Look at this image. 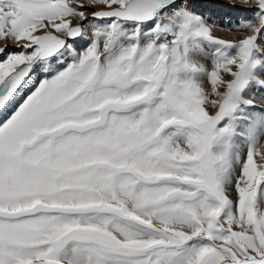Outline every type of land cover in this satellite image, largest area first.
I'll list each match as a JSON object with an SVG mask.
<instances>
[{"label":"snow or ice","instance_id":"6c2138e0","mask_svg":"<svg viewBox=\"0 0 264 264\" xmlns=\"http://www.w3.org/2000/svg\"><path fill=\"white\" fill-rule=\"evenodd\" d=\"M239 5L223 39L192 0H0V264H264V0Z\"/></svg>","mask_w":264,"mask_h":264},{"label":"rangeland","instance_id":"374dc122","mask_svg":"<svg viewBox=\"0 0 264 264\" xmlns=\"http://www.w3.org/2000/svg\"><path fill=\"white\" fill-rule=\"evenodd\" d=\"M226 1H224V2H226ZM229 1H231V0H229ZM210 2L214 5L219 4V3H223L222 1L220 2L218 0H210ZM193 4H195L197 7L199 6V3H193ZM214 5L211 8V10H212V12L213 11L216 12V10H217V14H215L213 12L214 15L210 13V14H207V16L211 18L212 22H215L216 24L220 25L221 28L227 29L226 30L227 31L226 37L223 35L215 34L216 36L223 38V39H230V38L236 39V38H242L243 36L250 34V33H248V31L246 29L237 28L236 25H238L243 20L251 19L253 17V12H251V11H228L226 9H218V8L214 7ZM204 10L202 9L201 12L204 13ZM215 15H217V16H215ZM255 22L258 23V21H255ZM261 40L264 41V35L261 36ZM205 63H207V61H205ZM209 110L214 111V109H209Z\"/></svg>","mask_w":264,"mask_h":264},{"label":"bare ground","instance_id":"6f19581e","mask_svg":"<svg viewBox=\"0 0 264 264\" xmlns=\"http://www.w3.org/2000/svg\"><path fill=\"white\" fill-rule=\"evenodd\" d=\"M218 1H222L223 3H226V4H236L238 7H241L240 5H239V0H231V1H229V0H218ZM224 1H226V2H224ZM228 2V3H227ZM192 3H199V6L197 7V10L198 11H202V9L204 10V14H205V16L206 17H208L207 16V14H213L214 15V13L215 14H217V10H216V12H212V10H211V8L213 7V5L214 4H212L211 2H210V0H192ZM88 15H91V13L89 12V13H87ZM215 16H217V15H215ZM227 19V18H226ZM227 29H223V28H221V27H216L215 28V30H214V32H215V34H217V35H223V36H227V31H226ZM240 33V32H239ZM238 34V33H237ZM231 39V38H230ZM3 44H4V42L3 41H0V47H2L3 46ZM9 44H10V46H11V42H9ZM204 88L206 89V91H211V86H210V84L205 80V82H204ZM210 99H212V98H214V97H209Z\"/></svg>","mask_w":264,"mask_h":264}]
</instances>
